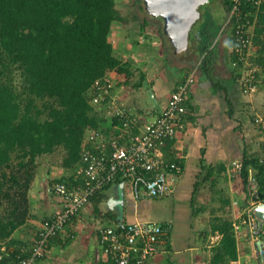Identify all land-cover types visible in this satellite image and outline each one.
I'll use <instances>...</instances> for the list:
<instances>
[{"label": "crops", "instance_id": "0c3cea01", "mask_svg": "<svg viewBox=\"0 0 264 264\" xmlns=\"http://www.w3.org/2000/svg\"><path fill=\"white\" fill-rule=\"evenodd\" d=\"M220 4L224 6L223 0ZM140 10L146 11L144 4ZM149 15L155 19L150 23L153 31L143 36L147 40H143L146 42L141 48L148 52L139 62L125 59L131 64L129 83L122 85L118 74H109L114 82L111 99L119 102L139 125L152 121L160 113L171 92L202 58L199 33L194 31V40L189 42L187 37L186 47L175 50L163 33V20ZM226 15L224 10L220 25ZM146 22L144 18L140 23ZM219 28L216 36L210 38L216 46L211 70L208 73L197 69L187 92L184 128L177 131L163 149L167 159L177 161L181 170L174 179L172 191L155 197L164 200L160 207L164 206L167 215L161 223L169 227L157 252L148 257L145 264H210L221 238L219 228L223 222L231 224L236 246V259L228 264H264V253H258L264 250V223L260 235L254 234L255 229L249 224L254 214L250 209L263 202L258 200L256 171L249 169V188H244L238 180L243 155L258 158L262 153L260 135L253 120L264 109V83L253 93L243 91L230 67V32L224 29L220 33ZM210 30L213 29L208 25L204 29L208 34ZM159 34L160 37H156ZM103 107L106 108V104ZM61 174L46 176V182L42 177L34 179L30 190L37 189V195L28 193L33 214L30 219L33 228L28 233L38 230L44 219L58 211L60 201L52 190L51 180ZM117 189V184H111L107 192L116 193ZM149 198L135 200L128 193L124 214L128 205V216L145 218L153 206ZM36 200L42 201L43 206L37 208ZM101 208L106 209L104 203ZM112 214L111 219L117 225L116 214L113 211ZM101 219L87 203L55 236L48 254L37 264H95L99 260L105 263L96 236V226Z\"/></svg>", "mask_w": 264, "mask_h": 264}, {"label": "trees", "instance_id": "16d2710c", "mask_svg": "<svg viewBox=\"0 0 264 264\" xmlns=\"http://www.w3.org/2000/svg\"><path fill=\"white\" fill-rule=\"evenodd\" d=\"M223 3L228 12L231 0ZM239 10V17L225 29L230 32V67L241 84L240 62L233 65L237 60L233 32L238 23L245 29L252 26L251 60L263 72L264 0H243ZM124 20L115 0H0V247L11 249L8 254L0 250V264H11L15 254H26L35 240L36 232L28 233L33 228L28 191L38 159L62 148L63 172L51 180V187L58 182L70 187L82 166L88 129L113 135L118 117L105 113L98 117L90 100L96 95L94 82L108 81L111 72L120 76L122 85L130 81L131 64L114 55L109 40L112 25ZM216 34L210 30L201 43L198 70L210 72L216 51L211 39ZM249 169L256 171L258 200L264 202V166L245 153L238 171L244 188H249ZM108 187L95 191L87 202L102 219L114 217L101 208ZM219 232L210 264H228L237 256L231 224L223 222Z\"/></svg>", "mask_w": 264, "mask_h": 264}, {"label": "built area", "instance_id": "2783aa9c", "mask_svg": "<svg viewBox=\"0 0 264 264\" xmlns=\"http://www.w3.org/2000/svg\"><path fill=\"white\" fill-rule=\"evenodd\" d=\"M242 1L231 0L232 5L220 33L233 17H239ZM232 38V50L237 55L233 65L237 66L240 62L237 68L241 72V87L244 92L253 93L258 89L264 71L251 60L252 38L249 27L245 29L244 24H236ZM197 69L196 64L171 92L160 113L142 125L113 98L102 102L106 104V116L119 119L113 124V135L99 129H88L81 152L82 166L76 171L75 184L70 187L61 182L53 185L52 190L60 201L58 211L35 231V240L26 254H15L11 264H37L46 257L50 240L87 204L89 196L105 185L121 182L123 190L126 188L135 200L165 196L172 191V184L181 166L177 161L168 160L163 149L166 141L184 128L188 112L187 92L194 82ZM113 85L111 78L105 82L96 80V95L92 97L94 101L101 104V101L109 97ZM253 123L258 128L263 146L258 161L264 166V119L257 115ZM250 210L253 212L252 208ZM254 216L249 218V224L251 229L256 230L258 219L255 220ZM168 227L167 224L152 220H123L122 226L99 223L96 236L104 259L110 264H145L146 259L157 252ZM0 250L5 254L11 252V249L5 251L4 247ZM258 253L263 254L264 250L260 249Z\"/></svg>", "mask_w": 264, "mask_h": 264}, {"label": "rangeland", "instance_id": "374dc122", "mask_svg": "<svg viewBox=\"0 0 264 264\" xmlns=\"http://www.w3.org/2000/svg\"><path fill=\"white\" fill-rule=\"evenodd\" d=\"M220 1L221 0H205V3H203L198 8L199 16L195 20L194 25L191 27V31L188 36L189 42H192V40H194L193 38L194 31L196 33H199L201 40L203 42L204 39L208 35L204 31L207 25L211 29H214L215 31L220 26H222L220 24H222L223 22V14H224L225 8L224 6L220 4ZM115 4H116V8L119 10L120 15L123 16L125 20L122 23L113 24L111 27L110 34H109V40L111 41L114 48L116 49V50L115 49L113 50V53L116 56H121L122 57L121 60L123 61H125V59L127 58V60H133L134 62H137L138 60L144 58L145 53L148 52L146 50L143 51V49H141L144 47L145 42H146L143 40H147V38L143 36H146V35L148 36L149 32L151 33L153 31V28H152L153 26L150 23H152L151 20L155 21V19H151V16L146 11L140 10V8H142L144 4L143 0H115ZM144 18L147 19V22L145 24L140 23L142 22ZM158 27L159 26L157 25L156 28L159 29ZM251 27H249L250 31L252 30ZM157 33H159V31H157ZM156 37H160V34L159 36L157 35ZM135 46L137 47L136 50H134ZM90 102L94 106V109L95 110L97 109L96 113L99 117L101 113L103 112L102 107L104 105H102V101H101V105L98 104V102L94 101L93 98H91ZM262 111L264 112V109ZM262 111L259 113L258 116L260 117L263 116L262 118L264 119V113ZM63 156H64V151L62 148L54 150V152H52L51 154L42 155L40 159H38L39 161L38 168L35 170L36 178L39 179L40 177H42L44 179V182H46V176L52 177V176H56V174H58L59 172H63V168L61 166V161H62ZM125 191H126L125 199L127 200L129 191L127 189ZM29 192L30 194H34V196L37 195V189L35 188H33L32 190L29 189L28 193ZM149 201H150V204H152L153 202V206L149 210V212H147L148 213L147 216L145 218H137V219L152 220L159 224H162L161 222H163V218L167 215L165 209H163L164 206L163 208L160 207V204L164 201L163 198H155V197L149 198ZM36 202H37L36 204L37 208H40L43 206L42 201L36 200ZM127 206L128 205H126L125 214L123 216L124 221L125 222L133 221L135 219H132L130 216H128L129 207L127 208ZM143 210H144V207H143ZM109 219L111 218H103L100 220L99 223L102 225L114 226L115 225L114 220L113 219L109 220Z\"/></svg>", "mask_w": 264, "mask_h": 264}, {"label": "water", "instance_id": "95a60500", "mask_svg": "<svg viewBox=\"0 0 264 264\" xmlns=\"http://www.w3.org/2000/svg\"><path fill=\"white\" fill-rule=\"evenodd\" d=\"M145 10L154 17L163 20V33L168 37L175 50L186 47L187 37L191 26L199 16L198 8L205 0H143ZM117 192H110L104 201L107 210L116 214L117 226L123 225L125 194L123 184H117ZM258 219V227L254 234H258L264 223V202L252 206Z\"/></svg>", "mask_w": 264, "mask_h": 264}]
</instances>
